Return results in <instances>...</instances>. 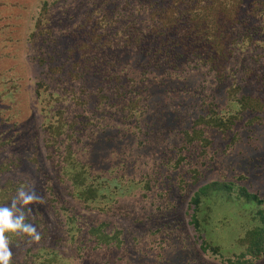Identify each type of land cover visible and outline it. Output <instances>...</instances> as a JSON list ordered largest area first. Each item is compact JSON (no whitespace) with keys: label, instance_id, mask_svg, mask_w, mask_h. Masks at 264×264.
<instances>
[{"label":"trees","instance_id":"obj_1","mask_svg":"<svg viewBox=\"0 0 264 264\" xmlns=\"http://www.w3.org/2000/svg\"><path fill=\"white\" fill-rule=\"evenodd\" d=\"M25 40L38 71L31 176H13L20 159L2 155L16 135L1 132L0 207L37 178L52 220L23 208L41 247L11 264H210L197 242L220 264L264 262L263 201L245 187L194 191L190 242L182 221L166 220L212 171L216 138L228 153L264 127V0H43ZM4 109L0 127L13 117ZM73 204L156 225L127 236L109 220L84 224ZM6 235L12 251L31 243Z\"/></svg>","mask_w":264,"mask_h":264},{"label":"rangeland","instance_id":"obj_2","mask_svg":"<svg viewBox=\"0 0 264 264\" xmlns=\"http://www.w3.org/2000/svg\"><path fill=\"white\" fill-rule=\"evenodd\" d=\"M42 1L0 0V90L3 91L12 86H17L15 95H9L12 99L0 103V107L5 108L2 115L3 119L7 116H13L5 126L0 127V133H4V138L16 135L14 143L6 148L2 157L14 156L20 159L21 166L13 174L15 178L31 176V168L27 157H30L32 154L33 146L31 139L36 133V126L38 125L37 112L33 110L32 97V88L38 71L27 59L30 51L25 39L32 29L33 16L37 13ZM46 1L52 2L54 0ZM10 68L13 70L9 71ZM17 107L22 109V114L13 115L17 111ZM14 122L25 123L12 128ZM241 137L243 138V142L233 145L234 147L230 148L228 153L224 152V149L229 144V140L223 141L219 138L214 140L213 149L217 151V156L212 171L200 184L192 188L189 196L180 202L176 212L166 218L168 221L180 220L185 224L186 228L183 237L188 238L189 240L187 241L190 242L194 238L192 227L188 224V213L190 214V210H188L187 203L194 191L206 183L215 180H225L245 187L248 192L256 194L263 201L264 210V127H259L254 133H249L247 130L242 131ZM39 146L41 147L40 144ZM33 180L36 184L34 190L41 196V192L37 191L38 180L37 178ZM73 206L75 212L83 215L82 222L84 224L95 225L100 221L109 220L111 226L123 227L124 234L127 236L128 234L142 236L147 229L153 228L156 225L154 223H147L138 226L128 222L125 223L116 218L98 216L84 211L77 205L73 204ZM27 207L28 209H32L31 212L27 211L26 213L30 221L33 220L35 212L41 211H43L45 218H49L50 221L52 220V216L47 213L44 205L36 204L28 205ZM32 246L36 250L41 247V244L31 242L20 248L13 249L14 258L21 261L26 250ZM42 246L49 248L50 240L47 239ZM198 248L199 242L195 243V249L198 250L199 255L205 261L210 264H220L218 257H214L209 252L203 253ZM197 259L200 260V257L197 256ZM261 264H264V262Z\"/></svg>","mask_w":264,"mask_h":264},{"label":"clouds","instance_id":"obj_3","mask_svg":"<svg viewBox=\"0 0 264 264\" xmlns=\"http://www.w3.org/2000/svg\"><path fill=\"white\" fill-rule=\"evenodd\" d=\"M42 196L38 195L34 187L30 190L21 188L17 191L16 197L11 201L10 206L0 207V264H11L13 252L10 247L8 233L15 236H26L30 242L39 243L41 233L30 223H26V214L23 208L28 205H43ZM31 208L28 209L31 212Z\"/></svg>","mask_w":264,"mask_h":264}]
</instances>
